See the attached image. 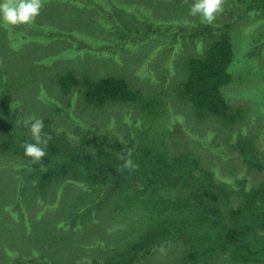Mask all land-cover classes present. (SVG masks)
<instances>
[{"label":"trees","instance_id":"trees-1","mask_svg":"<svg viewBox=\"0 0 264 264\" xmlns=\"http://www.w3.org/2000/svg\"><path fill=\"white\" fill-rule=\"evenodd\" d=\"M232 2V16L239 5H246L239 16L264 13V0ZM232 22L226 19L211 26L200 21L178 24L170 43H162V47L174 57L189 43L197 47L204 44L205 52L186 56L183 66L187 74L173 86L175 98L190 105L198 118H219L224 126L234 128L244 123L249 108L243 104L232 105L224 90L233 82L236 66L240 64L230 36ZM148 24L142 30L123 31L122 43L134 42L133 46L138 47L151 39L154 32L161 34L162 30L154 28V23ZM205 40L210 43L205 45ZM90 47L84 48L85 55L89 54ZM169 70L158 71L157 76H154L155 71L146 70V73H153L152 77L167 83L172 78ZM0 76V159H4L0 166H12L16 177L20 176L19 172L23 173L22 178L32 184V190L42 200L56 182L83 186L87 192L97 194L89 204L90 214L118 197L115 208L120 216H133L134 224L140 223L146 228L104 259L93 258L76 264H151V258L158 251L172 255L171 264H264V144L257 143L259 135L234 131L237 137L222 140L223 153H220L237 159L242 170L236 174V167L235 174L220 176L217 166H203L193 150L174 148L172 152L171 145L163 148L157 142L148 145L140 142L143 128L140 120L133 121L134 132L127 138L113 126L103 130L81 122L79 117H74L73 110L70 111L72 108L65 110L61 103L41 92L43 100L69 117V121L64 120L66 124L59 125L57 117L42 116L26 109L23 101L11 99L9 96L18 83L9 78L5 68L0 67ZM57 80L65 96L75 95V89L84 87L85 104L94 110L116 103L139 102L143 111L158 113L164 102L161 98L164 92L147 95L141 88H134L129 80L116 75L94 79L89 75L79 78L76 73L68 72L58 74ZM31 116L42 118L44 131L52 135L43 167L25 156L21 147L25 141L34 142L24 126V121ZM216 142L215 134L209 144ZM128 149L132 150V159L138 165L135 170L122 169L124 161L117 158ZM10 199L0 213H5L6 206L13 210V198ZM121 203L131 204L123 206ZM133 211L135 214L130 213ZM12 217L2 216V219L13 222ZM78 221L79 215L73 219V227L79 226ZM127 223L123 224V230L130 232L134 227ZM169 247L173 248L172 254L167 252ZM38 252L21 260L25 264H52L44 256L38 259Z\"/></svg>","mask_w":264,"mask_h":264},{"label":"rangeland","instance_id":"rangeland-1","mask_svg":"<svg viewBox=\"0 0 264 264\" xmlns=\"http://www.w3.org/2000/svg\"><path fill=\"white\" fill-rule=\"evenodd\" d=\"M232 1L227 0L217 21H234L230 36L240 64L236 66L233 82L224 90L232 105L243 104L249 108L241 125L231 128L224 126L219 118L200 119L190 105L175 98L173 86L187 74L183 66L186 56L202 54L206 48L204 44L197 47L189 43L172 57L162 43H170L178 24L200 21L199 17L189 15L194 0H47L34 24L21 25L11 31L0 24V67L18 83L9 97L23 101L26 109L42 116L57 117L59 125L66 124L64 120L69 121V117L43 100V92L49 99L61 103L65 110L72 108L70 111L73 110L72 114L81 122L103 130L113 126L127 138L134 132L133 121L140 120L143 128L139 141L143 144L157 142L163 148L171 145L172 152L174 148L178 151L190 149L203 166H217L220 176L235 174L236 167L238 174L242 164L221 154L220 144L228 137H237L234 131L242 130L259 135L257 143L264 144V13L239 16L246 8V5H239L232 16ZM148 23L160 28L161 34L154 32L151 39L138 47L133 46L134 42L122 43L123 31L142 30L149 26ZM204 43L207 45L210 40ZM87 46L92 48L85 55ZM252 51L256 52L250 53ZM168 69L172 78L167 83L152 77L153 73H146V70L155 71L154 76H157L160 75L158 71L164 73ZM68 72L76 73L79 78L87 75L94 79L110 75L123 77L147 95L157 96L164 92L161 97L164 102L158 113L143 111L139 102L116 103L94 110L85 104L84 87L75 89V95L65 96L61 92L57 75ZM129 118L131 122L128 123ZM214 133L218 143L209 144ZM15 173L12 166H0V211L11 202L10 198L14 204L12 211L6 206L5 213H0V263L24 262L21 260L24 256L32 257L38 251V259L44 256L52 264L104 259L146 229L140 223L134 224L135 217L120 216L115 208L117 195L112 196L116 197L115 201L110 200L103 209L90 214L89 204L97 194L87 192L83 186L56 182L42 200L32 190V184L22 178L23 173L19 172L18 177ZM255 179L258 180L256 176ZM130 204L121 203L123 206ZM130 213L135 214V211ZM10 215L13 222L2 219ZM77 215L80 216L79 226L73 227ZM127 222L134 227L130 232L123 230ZM167 252L172 254L173 248L169 247ZM172 260V255L158 251L151 258V264H171Z\"/></svg>","mask_w":264,"mask_h":264},{"label":"clouds","instance_id":"clouds-1","mask_svg":"<svg viewBox=\"0 0 264 264\" xmlns=\"http://www.w3.org/2000/svg\"><path fill=\"white\" fill-rule=\"evenodd\" d=\"M47 0H2L0 2V24L10 31L21 25H32L40 16ZM187 2V0H185ZM227 0H194L189 7V15L199 17L200 23L211 26L225 10ZM34 142L25 141L21 147L25 156L33 163L43 167V159L48 155L47 148L52 135L44 131L45 124L42 118L31 116L24 121ZM133 152L128 149L126 154L118 155L124 161L122 169L135 170L138 165L132 159Z\"/></svg>","mask_w":264,"mask_h":264}]
</instances>
